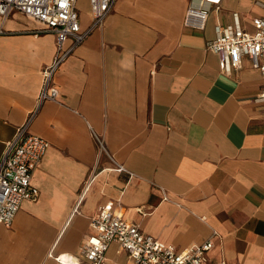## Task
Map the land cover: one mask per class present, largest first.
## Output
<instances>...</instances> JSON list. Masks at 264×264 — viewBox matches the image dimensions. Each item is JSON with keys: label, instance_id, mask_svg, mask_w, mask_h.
I'll list each match as a JSON object with an SVG mask.
<instances>
[{"label": "crops", "instance_id": "crops-1", "mask_svg": "<svg viewBox=\"0 0 264 264\" xmlns=\"http://www.w3.org/2000/svg\"><path fill=\"white\" fill-rule=\"evenodd\" d=\"M198 2L116 0L59 64L57 99L42 101L28 126L49 144L32 177L39 196L21 203L10 226L0 223V264L81 260L89 221L105 203L177 249L212 238L203 264H264L262 80L247 56L225 74L221 55L206 48L234 14L251 33L264 9L220 0L199 28L197 18L184 23ZM89 22L87 4L80 24ZM38 27L17 11L0 17V158L36 108L56 52L55 35ZM127 260L109 245L106 264Z\"/></svg>", "mask_w": 264, "mask_h": 264}, {"label": "built area", "instance_id": "built-area-1", "mask_svg": "<svg viewBox=\"0 0 264 264\" xmlns=\"http://www.w3.org/2000/svg\"><path fill=\"white\" fill-rule=\"evenodd\" d=\"M115 2L87 0L90 22L84 28L80 24L77 0H0L2 20L17 11L38 24L39 27L33 30L35 33H53L56 37L54 58L42 71L38 104L24 124L16 129L12 139L5 143L0 158V223L10 226L24 200L38 199L39 190L32 183V177L49 144L42 137L30 133L28 126L42 101L57 99L58 90L52 84L56 68L94 29L103 25ZM255 2L264 9V0ZM219 3L220 0H199L198 6L188 5L184 23L187 24L189 18H197L200 20L198 27L203 28L210 9ZM251 23L253 31L250 33L239 25L234 14L232 24L216 27V35L207 42L206 48L221 55L218 64L225 74L238 70L243 56L251 60L262 80L256 100L264 111V15L253 17ZM96 142L100 152L113 161L102 140L96 137ZM115 170L125 169L117 165ZM89 228L91 232L80 249L81 260L71 255H59L56 259L61 264H106V251L111 243H117L126 254V264H203L213 245L212 238L183 249L161 243L113 211L110 203L99 206L97 214L89 221ZM214 235L215 231H212V237Z\"/></svg>", "mask_w": 264, "mask_h": 264}, {"label": "rangeland", "instance_id": "rangeland-1", "mask_svg": "<svg viewBox=\"0 0 264 264\" xmlns=\"http://www.w3.org/2000/svg\"><path fill=\"white\" fill-rule=\"evenodd\" d=\"M87 0H77V10L80 18L86 15Z\"/></svg>", "mask_w": 264, "mask_h": 264}, {"label": "bare ground", "instance_id": "bare-ground-1", "mask_svg": "<svg viewBox=\"0 0 264 264\" xmlns=\"http://www.w3.org/2000/svg\"><path fill=\"white\" fill-rule=\"evenodd\" d=\"M64 257H65V256H64ZM64 257H63V258H64Z\"/></svg>", "mask_w": 264, "mask_h": 264}]
</instances>
